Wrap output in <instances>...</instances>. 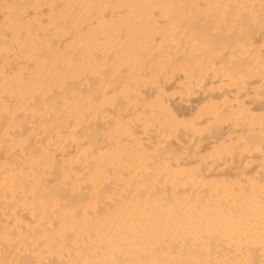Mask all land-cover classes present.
I'll return each mask as SVG.
<instances>
[{
	"label": "bare ground",
	"instance_id": "1",
	"mask_svg": "<svg viewBox=\"0 0 264 264\" xmlns=\"http://www.w3.org/2000/svg\"><path fill=\"white\" fill-rule=\"evenodd\" d=\"M0 264H264V0H0Z\"/></svg>",
	"mask_w": 264,
	"mask_h": 264
}]
</instances>
